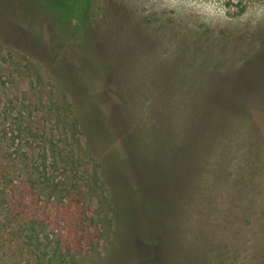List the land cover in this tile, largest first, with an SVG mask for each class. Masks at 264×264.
<instances>
[{
  "label": "rangeland",
  "instance_id": "rangeland-1",
  "mask_svg": "<svg viewBox=\"0 0 264 264\" xmlns=\"http://www.w3.org/2000/svg\"><path fill=\"white\" fill-rule=\"evenodd\" d=\"M86 2L94 46L114 69L102 93L92 94L90 79L82 88L107 132L124 133L109 139L107 181L53 66L34 61L51 48L53 61L63 53L82 64L83 41L47 29L60 1L0 0V179L13 204L12 219L0 204V264H264V23L213 29L133 0ZM254 3L264 0H227L236 15ZM52 151L83 158L77 174ZM126 153L129 171L119 163ZM104 191L118 198L116 244ZM23 221L32 239L20 254Z\"/></svg>",
  "mask_w": 264,
  "mask_h": 264
},
{
  "label": "trees",
  "instance_id": "trees-1",
  "mask_svg": "<svg viewBox=\"0 0 264 264\" xmlns=\"http://www.w3.org/2000/svg\"><path fill=\"white\" fill-rule=\"evenodd\" d=\"M59 1H60V6H58L56 10H52V9L49 10V13L51 14L50 17L53 19V22L47 20L46 23L47 29L49 30V33L51 34L56 33L58 36L64 37L65 40H67L68 37L70 38L72 37V39L75 38L77 42L79 40H82L83 41L82 43H77V45L81 49V54L83 56L82 64L79 67L71 66L70 62L66 60L67 58L64 57L63 53H59L57 59L53 61L52 59L53 57H55L58 51L56 49H53L54 50L53 51L51 48H49L46 51L47 53L44 57H42L40 60L34 59V61L36 65L43 62L44 65L48 66L49 63L53 66L51 69H49V72L52 78L54 79V81L56 82L57 86L59 87V92L63 94V97L65 96L66 99L67 98H69L70 100L72 99L71 107L73 108V110L71 111L72 113L70 115H72L71 116L73 120L72 122L74 124L75 129L78 135L81 137L80 138L82 142L81 144L84 145L85 151L92 156L93 167L95 169H98L100 175L105 179V181H107L108 177L105 174L104 164H105V160L109 159V156L111 154L110 151L108 150V144H111L113 142V140H109V139H113L112 137L114 136L113 134L114 132L112 131V133H108L110 130L107 132L108 128L110 127L109 121L104 117L101 118V114H100L101 112L99 113L97 112L96 114L93 111L95 107L90 103L91 102V100L89 99L90 97L86 95V92L82 88V84L84 81H88V79H90L91 90L94 91L92 92V94L97 95L98 93L100 92L102 93L103 91H105L108 88L110 81L109 77L114 69V61L107 55H104V53L98 52L96 45L94 46L95 43L93 40L96 37L97 28L92 24L90 27L86 23V19H87L86 15L88 11L87 9H89L88 6L90 7L89 2L85 3V0H59ZM111 5L112 3L111 4L109 3L110 6L109 9L111 12L113 11L114 13H118L116 15L126 16L124 10H122L121 8L115 9L111 7ZM72 20H74L75 23H72L73 22ZM72 26L78 27V30L76 31L75 34H73L71 30H69V28H72ZM40 35H42L41 32L39 33V36ZM86 41H91L90 51H87L86 49ZM89 52L91 53L89 54ZM61 54H63V56ZM66 67L71 69L70 71L72 72V74L75 75V79L74 78L70 79L71 75L64 70L66 69ZM100 74L103 75L101 78L103 80L102 81L103 84L97 86V83L99 81L98 77ZM86 104L88 106L87 109H85L84 107ZM94 124L95 126H93ZM6 136L9 140L13 139L11 142L14 141V138L10 133H7ZM123 137H124V133L118 132V135L114 136V141L117 138H123ZM52 146L56 148V144H52ZM52 152L54 154L53 159L55 162L58 161V156H60L61 159H59V161L65 165H68L69 167H72L74 175L77 174L79 168L81 167L80 163L83 162L82 161L83 158H80L78 157V155L76 156L74 154H72V156H69L67 153L65 154L60 151H57V153L54 151ZM130 162L132 163L130 159V155L127 153L125 157H122L119 160L120 165L122 167H125L126 169L127 167L129 169ZM87 185H89V188H91L90 184L87 183ZM9 186H10L9 182H4V181L2 182L0 179V204L2 206L5 205L4 208L6 210V213L12 219L13 209L11 208V205L13 204L11 201ZM135 187L136 190L139 191L134 182L133 188L135 189ZM105 188L108 189V183L105 184ZM138 194H141V191H139ZM101 196L103 195L101 194L100 197ZM117 201L118 198H115L112 192L110 193V191H106L105 202L109 212L108 228L110 230V234L114 235L115 244L118 242L119 239L118 233L120 234L118 223L115 224V216H117L120 213L119 203ZM19 207H22L20 202H19ZM14 218L23 220L24 218L23 210L16 211ZM33 224L38 225V221L33 219ZM25 225L26 222L23 221V226L19 230V232L22 234L19 236H21V238L24 239L15 242L16 246H18L17 248L20 254L25 253V250L23 248L26 249L27 247L28 248L31 247L30 244L31 236L28 235ZM111 246L112 249L115 245L112 244ZM14 260H17V262H22L20 259H14Z\"/></svg>",
  "mask_w": 264,
  "mask_h": 264
},
{
  "label": "clouds",
  "instance_id": "clouds-1",
  "mask_svg": "<svg viewBox=\"0 0 264 264\" xmlns=\"http://www.w3.org/2000/svg\"><path fill=\"white\" fill-rule=\"evenodd\" d=\"M233 5L238 0H232ZM129 7L146 13L173 12L181 17H195L210 28H251L264 23V3H254L245 12L236 15L227 0H133Z\"/></svg>",
  "mask_w": 264,
  "mask_h": 264
},
{
  "label": "bare ground",
  "instance_id": "bare-ground-1",
  "mask_svg": "<svg viewBox=\"0 0 264 264\" xmlns=\"http://www.w3.org/2000/svg\"><path fill=\"white\" fill-rule=\"evenodd\" d=\"M188 111H189V110H188ZM192 111H193V110H192ZM192 111H191V112H192ZM194 112H195V111H194ZM192 113H193V112H192ZM193 115H195V114H193ZM192 126H193V125H192ZM194 126H195V125H194Z\"/></svg>",
  "mask_w": 264,
  "mask_h": 264
}]
</instances>
